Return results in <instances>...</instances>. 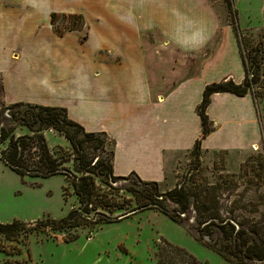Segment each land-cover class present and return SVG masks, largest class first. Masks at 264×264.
I'll return each instance as SVG.
<instances>
[{"label": "crops", "instance_id": "1", "mask_svg": "<svg viewBox=\"0 0 264 264\" xmlns=\"http://www.w3.org/2000/svg\"><path fill=\"white\" fill-rule=\"evenodd\" d=\"M243 27L264 25L244 16ZM81 12L80 30L59 34L51 13ZM220 30L206 0H0V86L10 102L64 107L88 132L115 142L116 176L170 178L180 154L194 149L247 153L264 141V119L251 92L212 94L202 136L199 106L208 83L245 63L232 25L195 73L196 51Z\"/></svg>", "mask_w": 264, "mask_h": 264}, {"label": "rangeland", "instance_id": "2", "mask_svg": "<svg viewBox=\"0 0 264 264\" xmlns=\"http://www.w3.org/2000/svg\"><path fill=\"white\" fill-rule=\"evenodd\" d=\"M206 2L214 11L220 30L212 37L210 43L196 51V74L220 44L221 29L228 24L232 25L226 0ZM234 2L238 7L236 0ZM238 3L244 16L251 15L253 21L264 19V0H238ZM57 23L61 24L62 18H59ZM66 23L71 22L67 20ZM239 23L244 29L247 42L243 50L240 48L241 56L244 52L248 64H253V70L258 72V79L254 83L257 95L255 99L260 115L264 119V25L243 27L240 21ZM77 30L81 31L83 37L86 36V25ZM226 77L234 79L233 74ZM11 104L0 86V112L8 114L6 107ZM214 127L215 123H211V128ZM25 133H29V130L24 126L15 130L16 135ZM45 134L50 151L54 156L64 159V172L48 178L20 176L0 161V223L11 222L14 219L34 222L48 216L59 220L67 216L72 209L79 207L78 196L71 184L73 180L71 172L83 175L76 170V166L82 162V157L75 152L63 134L53 130L46 131ZM114 148L115 142L108 133L85 144V158L91 161L94 171L88 175L95 180L101 189L100 193L107 194L110 203L123 206L114 212L101 208L102 212L112 216V220L69 232L31 234L27 238V245L0 237L1 246H6L8 252L12 253L9 255L0 251V264H6L7 259H19L27 264H190L186 256L175 247L184 248L201 264H234L202 244L184 226L160 211L138 208L131 214L130 211L137 207V200L130 189L139 186L140 177L130 174L127 180H118L113 183L114 188L110 187L105 174L107 165L111 163ZM244 164H247L245 172L242 169ZM262 164L264 141L252 151L241 154L228 150L205 151L196 147L180 154L178 162L169 170L170 178L160 182V189L166 191L182 181H187L188 184L202 182L211 185L221 181L222 175L237 173L244 176L240 178L242 184L234 193H241L249 188L246 197H252L257 202L256 197L264 194ZM249 179L252 183L247 184ZM225 194L224 196L228 198L235 197L228 196V192ZM226 200L223 199V204L227 203ZM124 213L130 215L118 220L117 217ZM254 215L256 214L249 216ZM71 234H75L76 238L68 241ZM16 244L23 248L21 254L15 250ZM27 248L31 254L30 260Z\"/></svg>", "mask_w": 264, "mask_h": 264}, {"label": "trees", "instance_id": "3", "mask_svg": "<svg viewBox=\"0 0 264 264\" xmlns=\"http://www.w3.org/2000/svg\"><path fill=\"white\" fill-rule=\"evenodd\" d=\"M226 2L231 18L230 23L243 50L247 42L244 29L239 23L238 8L234 0H226ZM59 18H62L61 24L57 23ZM67 20L71 23L67 24ZM51 23L54 29L62 34L66 31L82 29L86 25V20L81 12L53 11ZM66 26L67 28H63ZM242 56L246 70L242 82H236L232 77H225L220 81L208 83L205 87L203 101L198 108L202 119L203 137L213 130L206 114L212 94L230 91L237 95H245L251 92L255 98L257 97L254 83L258 79V72L253 70V64H248L244 52ZM6 108H8V114L0 112V161L2 163L20 176L48 178L64 172V159L54 156L46 138L45 132L53 130L63 134L70 141L75 152L82 157V162L76 166V170L83 175L79 176L71 172L73 177L71 184L80 203L78 208L72 209L67 216L59 220L48 216L34 222L14 219L11 222L0 223V237L17 244L27 245V238L31 234L49 235L52 232H69L80 227H93L111 221L112 216L102 212L101 208L114 212L123 206L110 203L107 194L100 193L101 189L88 175L94 172L91 161L85 158V144L106 133L86 131L81 124L69 117L64 107L14 102ZM21 126L27 127L29 133L16 135L15 130ZM196 147L201 148L199 140L194 148ZM113 157L114 152L105 174L111 188H114L113 183L118 180L129 178V175H114ZM245 166L247 164L242 166L244 172ZM262 166L264 167V164ZM242 175L227 173L221 176V181L211 185L202 182L188 184L187 181H182L166 191L160 189L158 181H145L139 178V186L130 189L137 200V207L130 212L132 214V211L138 208L155 209L184 226L198 241L213 249L227 261L234 264H264V194L256 197V202L254 198L246 197L249 188L241 193H234L242 184L240 181ZM250 182L251 179L247 184ZM226 192L230 197L235 196L234 199L226 196V200L224 196ZM223 199L227 201L226 204H223ZM128 213L118 216L117 219L127 217L130 215ZM251 214L256 215L249 216ZM70 236L68 241L76 238L75 234ZM17 244L15 250L21 254L23 248ZM175 249L186 256L188 263L201 264L184 248L175 247ZM0 251L12 255L7 247L1 244ZM27 252L28 260H30L31 254L28 248ZM6 264H27V262L7 259Z\"/></svg>", "mask_w": 264, "mask_h": 264}]
</instances>
